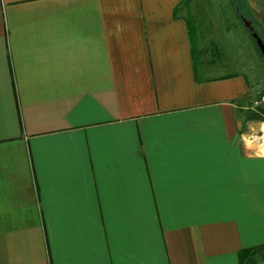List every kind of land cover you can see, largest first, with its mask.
Wrapping results in <instances>:
<instances>
[{"label":"crops","instance_id":"obj_1","mask_svg":"<svg viewBox=\"0 0 264 264\" xmlns=\"http://www.w3.org/2000/svg\"><path fill=\"white\" fill-rule=\"evenodd\" d=\"M188 1L0 0V264H264L254 23Z\"/></svg>","mask_w":264,"mask_h":264},{"label":"rangeland","instance_id":"obj_2","mask_svg":"<svg viewBox=\"0 0 264 264\" xmlns=\"http://www.w3.org/2000/svg\"><path fill=\"white\" fill-rule=\"evenodd\" d=\"M247 4L248 7L246 9ZM183 9L185 16L191 19L195 15H200L201 19L199 21L201 23L204 22L205 26H207L206 24L210 21H216L217 19L215 18H220L223 21L224 18H227L225 20L226 25L222 23L217 25L215 24L213 29L208 32V34L206 32V35L203 31L200 32L201 35L198 37L199 42L197 45L201 49H209V47L213 44L205 39L208 38V35L210 34H216L215 40L217 42H220V40L224 39L225 36H227L226 38L228 39V36L230 35H225L223 30L228 25V22H234L233 17L235 16H244V18L253 20L256 32L261 31V33L264 34V0H189ZM236 9H238V12ZM259 15H261V17H259ZM255 16H258L259 20L255 19ZM260 19L263 21L261 22ZM230 37L234 38L235 34H231ZM248 41L249 47L253 46L255 48L256 55L253 57V61L251 59L246 61L250 68V72L253 73V82L249 92L250 95L248 96L246 116L248 117V120L251 121L250 125L253 126L252 129H256V124L260 123V121H264V60L262 59V53L259 51L258 46L255 41H253L250 33L248 34ZM231 43V48L235 50V52H240V50L237 49L239 48L237 43L234 44L233 41ZM236 63H238V65H235V62L233 61L232 65H229L228 62L225 67L216 66L213 68L204 67L201 69L203 70L205 76L243 70V66H240V62L237 61Z\"/></svg>","mask_w":264,"mask_h":264},{"label":"trees","instance_id":"obj_3","mask_svg":"<svg viewBox=\"0 0 264 264\" xmlns=\"http://www.w3.org/2000/svg\"><path fill=\"white\" fill-rule=\"evenodd\" d=\"M256 249L258 248L242 250L239 253L240 264H255L254 252L256 251Z\"/></svg>","mask_w":264,"mask_h":264},{"label":"water","instance_id":"obj_4","mask_svg":"<svg viewBox=\"0 0 264 264\" xmlns=\"http://www.w3.org/2000/svg\"><path fill=\"white\" fill-rule=\"evenodd\" d=\"M244 24L246 27H248V29L252 32V37L255 39V42L258 46V48L260 49L261 53L264 56V43L262 41V39L258 36V34L256 32L253 31V27L251 26V24L247 21V20H243Z\"/></svg>","mask_w":264,"mask_h":264},{"label":"built area","instance_id":"obj_5","mask_svg":"<svg viewBox=\"0 0 264 264\" xmlns=\"http://www.w3.org/2000/svg\"><path fill=\"white\" fill-rule=\"evenodd\" d=\"M258 142L262 145V148L264 149V130H262L259 134V138H257Z\"/></svg>","mask_w":264,"mask_h":264}]
</instances>
